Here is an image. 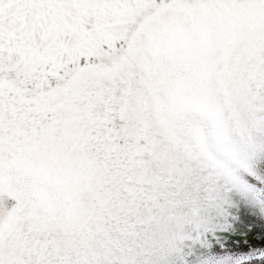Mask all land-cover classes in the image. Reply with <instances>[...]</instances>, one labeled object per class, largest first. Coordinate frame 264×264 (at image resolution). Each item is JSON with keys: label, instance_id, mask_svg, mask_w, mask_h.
<instances>
[{"label": "snow or ice", "instance_id": "snow-or-ice-1", "mask_svg": "<svg viewBox=\"0 0 264 264\" xmlns=\"http://www.w3.org/2000/svg\"><path fill=\"white\" fill-rule=\"evenodd\" d=\"M264 0H0V264H264Z\"/></svg>", "mask_w": 264, "mask_h": 264}, {"label": "rangeland", "instance_id": "rangeland-1", "mask_svg": "<svg viewBox=\"0 0 264 264\" xmlns=\"http://www.w3.org/2000/svg\"><path fill=\"white\" fill-rule=\"evenodd\" d=\"M228 241V247L236 252H256L264 250V236L261 234V226L257 222L256 231L249 234L244 233L243 239L240 241L233 239H225Z\"/></svg>", "mask_w": 264, "mask_h": 264}, {"label": "trees", "instance_id": "trees-1", "mask_svg": "<svg viewBox=\"0 0 264 264\" xmlns=\"http://www.w3.org/2000/svg\"><path fill=\"white\" fill-rule=\"evenodd\" d=\"M243 234L244 233H240L238 238H237V235L235 233H233V234H225L224 235V239H233V240L240 241V240L243 239Z\"/></svg>", "mask_w": 264, "mask_h": 264}]
</instances>
